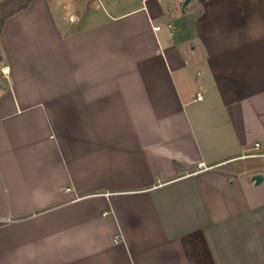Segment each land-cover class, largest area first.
Here are the masks:
<instances>
[{
    "label": "crops",
    "instance_id": "crops-1",
    "mask_svg": "<svg viewBox=\"0 0 264 264\" xmlns=\"http://www.w3.org/2000/svg\"><path fill=\"white\" fill-rule=\"evenodd\" d=\"M176 1L6 18L0 264H264V0Z\"/></svg>",
    "mask_w": 264,
    "mask_h": 264
},
{
    "label": "rangeland",
    "instance_id": "rangeland-1",
    "mask_svg": "<svg viewBox=\"0 0 264 264\" xmlns=\"http://www.w3.org/2000/svg\"><path fill=\"white\" fill-rule=\"evenodd\" d=\"M8 0H0V7L2 4L7 2ZM83 1L84 0H50V4L52 8L58 12L65 23L71 22L72 18H69L70 10L74 8V10L81 11L83 9ZM95 1L98 7L101 5V9H109L113 11L117 8V6H121L124 9L132 8L137 6L141 0H100L103 3H100L99 0H92ZM113 3L112 5L110 4ZM162 2H166L171 4L173 7H179L176 0H162ZM20 2L16 3H8L4 8L0 9V20L5 15L6 12L9 10L16 8L19 6ZM70 9V10H69ZM175 15L172 12H168L165 18H169L170 20H174ZM190 86L193 89L199 88V82L195 81V79L190 83Z\"/></svg>",
    "mask_w": 264,
    "mask_h": 264
},
{
    "label": "trees",
    "instance_id": "trees-1",
    "mask_svg": "<svg viewBox=\"0 0 264 264\" xmlns=\"http://www.w3.org/2000/svg\"><path fill=\"white\" fill-rule=\"evenodd\" d=\"M32 0H8L7 2H5L4 4L1 5L0 9L4 8L9 2L11 3H16V2H20L19 6H17L16 8H13L11 10H9L8 12L5 13V15L1 18L0 20V31L3 27V24L6 20V18H8L9 16H11L12 14L20 11V10H23L24 8H26L30 2ZM1 55H0V60H1Z\"/></svg>",
    "mask_w": 264,
    "mask_h": 264
},
{
    "label": "built area",
    "instance_id": "built-area-1",
    "mask_svg": "<svg viewBox=\"0 0 264 264\" xmlns=\"http://www.w3.org/2000/svg\"><path fill=\"white\" fill-rule=\"evenodd\" d=\"M167 25L170 26V25H171V21H168V22H167ZM160 27H161V25L158 24V25H156L155 28H156V29H160ZM9 70H10V69H9L8 66L2 68V72H3V73H8ZM197 98H198V99H202V98H203L202 93L198 92V93H197ZM257 145H259V143H257ZM9 220H10L9 217H6V218H0V224L5 223V222H8Z\"/></svg>",
    "mask_w": 264,
    "mask_h": 264
},
{
    "label": "water",
    "instance_id": "water-1",
    "mask_svg": "<svg viewBox=\"0 0 264 264\" xmlns=\"http://www.w3.org/2000/svg\"><path fill=\"white\" fill-rule=\"evenodd\" d=\"M190 1H191V0H185V1H184V4H183V11L185 10L186 5H188V3H189ZM262 178H263V175L260 174V173L254 175V177H253V179H254L257 183H259V182L262 180Z\"/></svg>",
    "mask_w": 264,
    "mask_h": 264
}]
</instances>
